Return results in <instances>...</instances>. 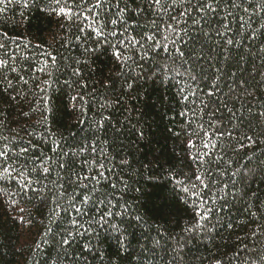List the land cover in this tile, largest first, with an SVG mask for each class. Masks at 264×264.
I'll return each instance as SVG.
<instances>
[{"label":"trees","instance_id":"trees-1","mask_svg":"<svg viewBox=\"0 0 264 264\" xmlns=\"http://www.w3.org/2000/svg\"><path fill=\"white\" fill-rule=\"evenodd\" d=\"M94 2L89 0V3ZM251 2L253 8L249 11L259 12L255 8L258 0ZM56 7L51 0H12L5 11L0 12V43L7 41L6 48L0 50V57L6 52L5 58H11L10 63L18 69L16 73H7L15 90L5 91V85L0 84V136L23 138L25 142L31 140L36 145L29 153L33 158L42 152L55 159L52 139L64 150L91 145L94 141L98 148L106 149V167L112 169L106 174L111 182L119 184L123 179L128 185L123 193H117L116 201L130 205L131 215L124 217L122 224L121 217H114L112 221L120 224L125 236L127 251L121 253L125 259L120 260V264H139L140 261L142 264H216L217 261L221 264H264L260 259L264 256V117H249L245 112L243 126L234 133L252 136L256 142L248 146L245 140V148L238 153L228 152L225 157L226 160L230 157L233 164L226 169L222 165L227 175L216 178L229 184L228 195L224 198L227 203L218 200L216 207L219 210L212 212L205 222L212 231L184 233V228L191 227L197 219L183 200L182 188L188 186L189 177L196 171V165L188 158L192 151L188 141H197V147L204 142V135L196 126L206 124L207 112L195 117L179 115L183 106L176 102L173 83L163 76L149 79L152 72L148 71L151 67L148 64L144 66L145 79L138 82L139 87L122 89L126 77L116 75L121 71L118 62L110 55L86 57L75 40L79 35L75 23L56 15L53 11ZM259 23H264V14L254 17L253 26ZM260 42H264V37L251 48L253 55L241 48L239 54L245 61L239 66L233 61L227 69L236 71L238 78L243 69L242 78L248 81L245 87L255 97H249L254 112L264 110V84L260 83L264 79V56L254 55ZM245 43L252 44L250 41ZM48 52L57 59L51 77L36 71L46 58L44 53ZM86 58L89 63L79 65L82 75L73 76L72 70L77 67L75 60ZM21 76L29 81L27 85L20 81ZM45 80L49 81L48 85L43 84ZM73 80L83 81L87 86L81 87L77 83L70 87ZM106 82L112 83L110 89L103 86ZM227 91L225 87L224 92ZM93 92L97 98L103 95L116 100L119 97L118 104L103 112L109 119L100 131L92 127L100 118L101 103L99 99L92 102ZM77 95L84 96L87 102L74 101L72 97ZM25 112L27 116H24ZM220 118L217 114L216 119ZM223 119L227 120L226 112ZM231 127L225 123L221 130L228 131ZM205 130H210L207 125ZM31 132L38 135L29 136ZM235 146L233 141L231 147ZM92 158L87 153L83 157L85 160ZM95 158L99 159V153ZM125 160L128 163L122 164ZM236 169L242 170L241 175L253 171L243 184L237 182L233 189L231 174ZM75 170L86 171L79 164ZM56 178L54 171L49 180ZM235 179L238 181L239 176ZM43 183L48 184V180ZM103 187L110 189V184L105 183ZM18 191L14 180L0 181V264H46L45 256L50 262L56 255L59 234L68 226V218L60 223L51 222L53 191L45 189L24 196L8 195ZM72 192L73 188L68 186L67 193ZM121 195L123 200H119ZM12 199L19 203L13 205ZM21 208L25 211L20 212ZM120 210L118 206L116 211ZM137 215L143 217L142 222L134 219ZM21 216L24 221L20 220ZM49 226L56 235H50L48 243L36 250V242L44 239L42 234ZM100 232L103 236L104 230ZM181 236L184 237L183 246L178 247L177 240ZM119 249L115 234H109L99 245L98 250L103 255H97L95 251L88 253L86 264H115Z\"/></svg>","mask_w":264,"mask_h":264},{"label":"snow or ice","instance_id":"snow-or-ice-1","mask_svg":"<svg viewBox=\"0 0 264 264\" xmlns=\"http://www.w3.org/2000/svg\"><path fill=\"white\" fill-rule=\"evenodd\" d=\"M51 2L57 6L53 9L56 15H62L75 23L79 32L75 40L80 43L86 57L93 54L110 55L118 62L121 71L116 75L126 77L121 85L122 89L125 87L132 89L134 85L139 87L138 82L145 79L144 66L148 64L151 65L148 71L152 72L149 79L163 76L173 83L176 102L183 106V111L179 115L191 114L195 117L197 114L207 112L206 124L199 123L196 126L203 133L204 142L197 147V141H188V147L192 149L188 158L196 165V171L189 177L188 186L182 188L183 200L197 219L195 224L185 227L183 231L184 233L212 231L205 222L209 220L212 212L219 210L216 207L217 201L224 200L228 195L226 190L229 184L216 178L227 175L221 168L222 165L226 169L233 164L230 157L227 160L225 157L228 152L238 153L245 148V140L248 141V146L256 142L252 136L234 133L243 126L245 112L249 117H264V110L253 111L254 106L249 101L252 93L245 87L248 81L242 78L243 69L240 71V78L237 77L236 71L227 70L233 61L237 66L245 61V57L239 54L241 48L249 50V55H253L251 48L264 37V23L253 26L254 17L264 14V0H258L255 5L259 12L249 11L253 8L251 0H95L94 3H89V0L78 2L51 0ZM11 3L12 0H0V5H3L0 12L5 11ZM246 41L252 44L245 43ZM6 45V40L0 43V50H4ZM254 55L264 56V42L259 43ZM44 56L46 58L40 62V67L36 71L51 77V69L57 66V59L51 52L44 53ZM5 57L6 52L0 57V84L5 85V91L15 90L14 83L8 78L7 73H16L18 69L10 63L11 58ZM88 63L87 58L76 59L77 67L73 68L72 75L80 77L82 72L79 65ZM20 81L25 85L29 83L23 76L20 77ZM48 83V80L43 81L44 85ZM77 83L81 87L87 86L83 81L76 80L71 81L69 86ZM260 83L264 84V79ZM103 86L110 89L112 83L106 82ZM225 87L228 89L227 92H224ZM41 91H46V88H41ZM92 95L93 103L96 99L101 101L100 118L92 124L94 129L100 131L105 127V121L109 119L103 112L118 104L119 97L112 100L103 95L97 98L94 92ZM72 99L87 102L81 95L73 96ZM224 112L227 113L226 121L223 119ZM217 114H220V119H216ZM27 115L25 112L24 116ZM225 123L232 126L231 130H221ZM206 125L210 130H205ZM28 135L38 134L31 132ZM48 137H51V133H48ZM233 141L236 142L235 147H231ZM45 142L49 140L45 139ZM50 142L53 144L52 152L55 159L44 156L42 152L39 157L33 158L29 157V153L36 145L32 144L31 140L25 142L23 138L0 136V181L14 180L19 189L18 192L8 195L24 196L28 192L45 189L53 191L51 222L60 223L61 220L68 218V226L59 234L56 255L50 262L45 256L46 264H86L88 253L95 251L97 255H103L98 250L99 245L104 243L109 234H115L120 245L117 252L119 259L115 262L120 264V260L125 259L121 253L127 251L124 244L125 236L120 224L112 221L114 217H121L122 224L123 218L131 215L130 205L116 201L117 193H123L128 187L127 182L123 179L119 184L111 182L106 174L112 171L106 167L107 151L103 146L98 148L95 141L91 145L85 144L68 150H64L54 139ZM103 143L107 144V141ZM21 144L26 146H20ZM86 153L93 158L83 159ZM97 153L99 159L95 158ZM121 163L128 162L125 160ZM77 164L86 171L82 173L75 170ZM54 171L57 178L49 180ZM252 171L249 170L243 175L241 169L232 172L231 187L235 189L237 182L243 184ZM238 176L237 181L235 178ZM45 180H48V184L43 183ZM105 183L110 184V189L103 187ZM120 184L123 187H120ZM33 185L42 187L37 188ZM68 186L73 188L71 194L67 193ZM119 200H123L122 195ZM11 202L13 205L19 203L15 199ZM224 203L227 201L224 200ZM118 206L120 211H116ZM24 211L25 209H20V212ZM252 215L255 216L256 213L253 212ZM134 219L137 222L143 221V217L138 215ZM20 220L24 221V217L21 216ZM228 226L231 227V224ZM101 229L104 230L103 236ZM50 235L56 234L49 226L42 234L44 239L36 242L35 249L39 250L42 244H47ZM183 239L181 236L177 240L178 247L183 246ZM155 243L158 244L159 241ZM74 244L79 250L73 248ZM260 259L264 260V256ZM139 264H142V261ZM216 264L221 262L217 261Z\"/></svg>","mask_w":264,"mask_h":264}]
</instances>
